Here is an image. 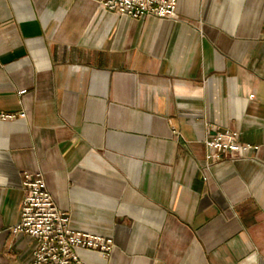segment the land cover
<instances>
[{"label":"crops","instance_id":"obj_1","mask_svg":"<svg viewBox=\"0 0 264 264\" xmlns=\"http://www.w3.org/2000/svg\"><path fill=\"white\" fill-rule=\"evenodd\" d=\"M263 13L0 0V111L25 113L0 121V264L31 262L35 239L10 231L24 172L73 229L112 239L107 257L77 247L84 264H264ZM220 128L257 148L214 159Z\"/></svg>","mask_w":264,"mask_h":264},{"label":"built area","instance_id":"obj_2","mask_svg":"<svg viewBox=\"0 0 264 264\" xmlns=\"http://www.w3.org/2000/svg\"><path fill=\"white\" fill-rule=\"evenodd\" d=\"M109 11L133 18L145 14L171 17L176 10L177 0H96ZM264 39V13L261 23ZM24 92V89L19 93ZM253 96L252 94L250 95ZM24 111H0V121L24 117ZM208 155L221 159L229 155H245L257 145L242 143L237 132L229 128L216 129L204 140ZM23 198L17 223L10 227L12 233L24 232L35 239L30 264H84L76 252L77 247L96 250L107 257L113 247L109 237L78 231L69 225V215L55 203L40 173L24 172L22 181Z\"/></svg>","mask_w":264,"mask_h":264}]
</instances>
